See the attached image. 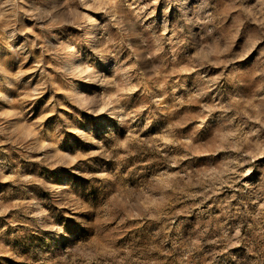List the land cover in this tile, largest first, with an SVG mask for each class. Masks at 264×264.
<instances>
[{"label": "rangeland", "instance_id": "obj_1", "mask_svg": "<svg viewBox=\"0 0 264 264\" xmlns=\"http://www.w3.org/2000/svg\"><path fill=\"white\" fill-rule=\"evenodd\" d=\"M0 264H264V0H0Z\"/></svg>", "mask_w": 264, "mask_h": 264}]
</instances>
